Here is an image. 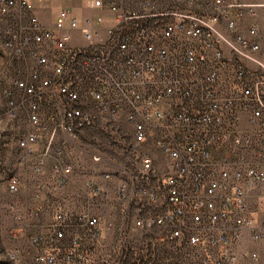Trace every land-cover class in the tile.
<instances>
[{
    "label": "built area",
    "instance_id": "built-area-1",
    "mask_svg": "<svg viewBox=\"0 0 264 264\" xmlns=\"http://www.w3.org/2000/svg\"><path fill=\"white\" fill-rule=\"evenodd\" d=\"M55 1L0 0V121L29 179L8 191L74 182L99 119L131 138L119 164L91 155L108 166L82 208L12 206L10 264H122L102 245L108 208L122 238L192 264H264V0H57L46 25Z\"/></svg>",
    "mask_w": 264,
    "mask_h": 264
},
{
    "label": "rangeland",
    "instance_id": "rangeland-1",
    "mask_svg": "<svg viewBox=\"0 0 264 264\" xmlns=\"http://www.w3.org/2000/svg\"><path fill=\"white\" fill-rule=\"evenodd\" d=\"M64 5H67L66 3ZM77 14V13H76ZM47 21V18H41ZM1 35V20H0ZM5 119L0 121V262L10 264L6 259L7 248L10 246L11 229L17 225L14 219V204H21L26 200L31 203H47L60 206L70 211L78 210L85 204V197L81 188L88 178L101 180V174L108 165L104 162H94L92 154H98L115 164L125 161L124 150L131 138L130 128L124 121H112L108 118L99 119L96 126L84 130L79 137L78 145L81 150H74L73 163L79 168L80 175L74 182L64 186H58L48 177H42L47 181L46 190L39 197H29L23 191L13 194L8 191L7 184L14 174L28 185L29 179L23 167L19 166L15 154H20V147L14 146L13 138L5 131ZM115 168H109L114 170ZM101 222L103 228V243L105 248L116 252H122L120 259L122 264H192L189 257L184 255L185 249L170 244L151 245L149 238L144 235L132 234L130 237L120 236V217L111 208L101 210ZM21 226V225H20ZM104 255V248L99 247L97 258Z\"/></svg>",
    "mask_w": 264,
    "mask_h": 264
},
{
    "label": "crops",
    "instance_id": "crops-1",
    "mask_svg": "<svg viewBox=\"0 0 264 264\" xmlns=\"http://www.w3.org/2000/svg\"><path fill=\"white\" fill-rule=\"evenodd\" d=\"M65 3H59V1H55V2H52L51 4L48 5V10L46 11L45 14L43 15H40L41 18H47V21H43L42 22L46 25H51L53 23V18H54V15H55V12L57 10V8L60 6V5H64Z\"/></svg>",
    "mask_w": 264,
    "mask_h": 264
},
{
    "label": "bare ground",
    "instance_id": "bare-ground-1",
    "mask_svg": "<svg viewBox=\"0 0 264 264\" xmlns=\"http://www.w3.org/2000/svg\"><path fill=\"white\" fill-rule=\"evenodd\" d=\"M109 175L110 177H117V169L115 168L114 170H109ZM6 259L10 262L9 257H7V252H6ZM0 264L2 263L0 262Z\"/></svg>",
    "mask_w": 264,
    "mask_h": 264
}]
</instances>
